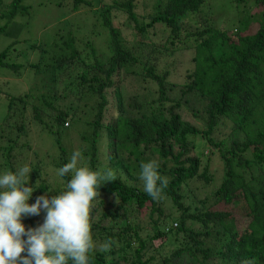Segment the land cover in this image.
I'll list each match as a JSON object with an SVG mask.
<instances>
[{"label":"trees","instance_id":"16d2710c","mask_svg":"<svg viewBox=\"0 0 264 264\" xmlns=\"http://www.w3.org/2000/svg\"><path fill=\"white\" fill-rule=\"evenodd\" d=\"M66 1L71 13L94 5L92 0ZM207 5V0H154L151 11L140 18L137 0H114L99 9L93 22V41L101 35V21L110 33L102 51L74 31V21L70 29L59 28L62 42L52 41L59 48L54 54L44 42L31 45L37 61L28 62V89L13 79L23 67L13 59L21 54L15 47L19 32L13 45L0 52V68H6L0 72V100L6 102L0 122V174L31 167L29 185L36 188L30 204L41 195L51 198L64 191L71 179L66 175L58 182L57 174L50 181L44 157L34 148V159L24 153L32 148L21 141L29 107L40 130L61 151L51 163L55 173L70 161L64 138L75 123L83 127L84 120L90 131L82 135L90 145L82 164L116 173L117 180L101 185L90 223L98 246L109 239L118 246L110 252L97 247L90 264H264V175L247 178L236 170H252V165L264 169V0H232V27L208 17L212 13L205 12ZM32 7L26 0L0 7V34L12 33L13 27L23 32L29 24L17 17L28 19ZM115 13L125 15V25L133 28L126 36L112 18ZM130 76L137 84L125 90ZM179 76L183 82H177ZM69 98L78 100L77 107L66 109L62 102ZM193 100L205 111L199 116L201 108L191 109L206 129L182 117L181 109ZM80 101L88 108L86 118ZM225 120L232 123L229 143L211 136ZM103 132L108 164L98 160L96 144ZM199 135L217 149L225 168L212 198L198 197L190 186L201 177L210 181L208 165L199 172L204 153L195 154L198 146L190 140ZM149 161H156L169 180L159 201L142 190L139 179L141 162ZM225 204L232 210H225ZM45 215L42 211L22 221L37 227Z\"/></svg>","mask_w":264,"mask_h":264},{"label":"clouds","instance_id":"9594fccd","mask_svg":"<svg viewBox=\"0 0 264 264\" xmlns=\"http://www.w3.org/2000/svg\"><path fill=\"white\" fill-rule=\"evenodd\" d=\"M83 160V153L74 151L57 172L60 177L71 176L66 189L51 198L41 195L31 204L28 201L36 188L29 185L31 167L0 174V264H90V254L97 247L110 252L114 244L118 246L112 239L98 246L90 223V209L100 197L101 185L117 180L116 173L111 168L92 170ZM140 168L142 190L161 200L168 178L159 173L156 161L141 162ZM42 211L46 212L44 222L26 227L22 218Z\"/></svg>","mask_w":264,"mask_h":264},{"label":"rangeland","instance_id":"374dc122","mask_svg":"<svg viewBox=\"0 0 264 264\" xmlns=\"http://www.w3.org/2000/svg\"><path fill=\"white\" fill-rule=\"evenodd\" d=\"M2 2L1 8L7 7L12 0H0ZM94 1L93 6H82L79 9L78 13H71V6L67 3H64V0H26V4H32L33 7L31 9V17H27L28 19H24L22 17H17V20L22 22L23 24H29L25 27L24 31L21 32L20 29L15 27L12 28L13 32L10 34H0V52L4 50L9 44L13 45L15 41V32H19V37L17 38L18 42L15 47L18 48V52H21L20 55L15 53L14 60L16 63H20L23 67L20 71L15 72L16 75H13V79L18 81L21 86L28 89L30 86V78L29 76V61H37L33 52L34 50H29L32 48L31 45L38 44L39 42H44V45L49 46L47 47L48 50L53 49V54L57 51V47H52V41L57 40L60 43V36L59 28L64 27L66 30L70 29V24L72 21L76 24L78 29L76 30L77 34L85 39V35L90 39L94 35L92 32L95 27L94 23L99 17L98 11L100 8H104L108 4H112L114 0H92ZM154 0H137L138 7L137 12L142 18V14H146L151 11V5ZM207 7L205 12L207 13L210 11L212 14H209L208 17L213 18V20L218 24H225L226 26H234L236 21L234 20L236 9L234 5H232V0H207ZM67 6V8H66ZM71 12H70V11ZM81 12V13H80ZM112 18L117 26L120 27L121 33L126 36L129 32L133 29L131 27H127L125 23L127 22L126 16H121L119 14L112 15ZM100 19V18H99ZM101 20V19H100ZM94 22V23H93ZM102 23V21L100 22ZM97 24L101 30L98 31L101 34L98 37H95L93 41L94 45L99 47L102 51V48L105 49L106 41L104 36H109L110 33L106 31L105 27L101 24ZM22 24V25H23ZM96 25V23H95ZM257 25H253V28H257ZM24 27H22L23 29ZM27 29H30L27 31ZM108 33V34H107ZM89 35V36H88ZM103 36V37H102ZM107 36V37H108ZM98 43H96V42ZM55 45V44H54ZM107 53L103 54V59H105ZM35 58V59H34ZM6 68H0V72L5 71ZM12 73V72H9ZM8 77V76H6ZM177 82H183V79H177ZM127 86H125V90L127 87L129 89H134L136 80L135 76H130L127 78L126 82ZM4 99V98H3ZM0 100V122L3 120L6 102L4 100ZM65 104L66 109L70 106L77 107L79 104L78 100H74L69 98L67 101L62 102ZM30 104V102L28 103ZM80 106L83 108L82 116L86 118L84 112L88 109L84 106V101H80ZM192 108H201V112H199V116H205V111L202 110V107L199 106L194 100L192 101L191 105L184 107L181 109V114L183 119L195 124L196 126L206 129L203 121L200 118H197L193 115L191 109ZM28 121L26 127V135H23V139L21 141L26 140L32 146L31 149L25 148L24 153L30 154L33 159L35 158V153L33 148L38 151V154L44 157L46 163L48 165L46 169V177L50 181H55L57 172L55 173L56 169L52 166V162L61 155V151L59 150L58 145L55 144L53 137L48 135L45 131H41L39 125L35 122L34 112L32 108H28L26 111V115L24 116ZM81 123H75L74 129H70L68 135L64 138L63 144L68 150L69 158L71 157L74 151L80 150L82 153L83 151L87 150V147L90 145L84 138L82 133L87 134L89 130L88 125L86 124L85 120L83 121V127L80 125ZM71 126V123L68 127ZM232 132V123L229 121H220L219 125L212 132L211 136L214 138L215 141L227 140L229 143V135ZM108 137L103 132L102 136L100 137L99 141L97 142V149H98V160L100 164H108V156H109V148L107 146ZM191 143H196L198 146L197 149L194 150L195 154L204 153L201 157L202 159V168L200 169V173L203 172L204 167L208 165L209 172L208 175L210 176V181H206L204 177H201V181H194L190 183L191 188H193L200 198H212L214 195L215 190L220 186L224 179L225 175V168L220 159L219 153L215 147L210 146L208 142H206L200 135L192 137ZM20 141V142H21ZM27 152V153H26ZM47 153V154H46ZM84 156V153H83ZM0 157H2V152L0 151ZM84 159L88 160V157H84ZM236 170L244 175L247 178H251L252 175H264V169H259L256 165H252V170L247 168H241L236 166ZM48 171V172H47ZM62 179L59 176L60 182ZM51 182L52 184H54ZM167 206V204H165ZM225 206V210H232L230 205H223ZM26 255V253H25Z\"/></svg>","mask_w":264,"mask_h":264}]
</instances>
